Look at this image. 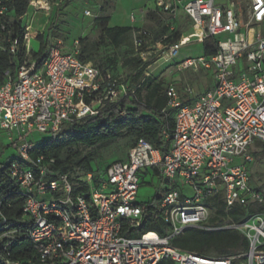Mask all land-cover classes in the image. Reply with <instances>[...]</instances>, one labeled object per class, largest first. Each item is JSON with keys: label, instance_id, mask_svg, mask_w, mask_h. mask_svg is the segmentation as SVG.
<instances>
[{"label": "built area", "instance_id": "2783aa9c", "mask_svg": "<svg viewBox=\"0 0 264 264\" xmlns=\"http://www.w3.org/2000/svg\"><path fill=\"white\" fill-rule=\"evenodd\" d=\"M144 1L173 18L182 10L197 41L215 40L213 55L178 63L180 71L207 72L212 86L198 98L186 89L185 101L169 85L162 113L171 110L174 124L162 129V149L138 139L126 158L112 162L103 176H82L79 181L88 191L74 195L67 175L52 177L54 160L34 155L32 134L53 136L65 125L105 120L111 112L127 116L137 88L122 75L103 73L83 61L78 43L65 51L50 36L41 56H35L39 51L32 40L43 30L27 26L22 43L6 34L10 0H0V52L13 64L0 83V131L9 141L5 145L0 136V191L9 183L0 197V264H159L165 259L175 264H264V211L240 223L226 219L219 227L210 226L218 202L227 211L236 204L264 207V193L252 185L248 169L254 162L252 149L264 145V0ZM29 9L49 17L52 4L31 0ZM132 36L133 49L144 57L150 34L135 30ZM182 45H167L166 59L175 60ZM7 149L16 157L3 160ZM150 173L168 187L159 200L138 203ZM10 195L20 198V219L2 211ZM147 220L159 221L160 230L144 231ZM195 228L236 230L247 239L248 250L211 258L172 245ZM25 249L27 257H22Z\"/></svg>", "mask_w": 264, "mask_h": 264}, {"label": "rangeland", "instance_id": "374dc122", "mask_svg": "<svg viewBox=\"0 0 264 264\" xmlns=\"http://www.w3.org/2000/svg\"><path fill=\"white\" fill-rule=\"evenodd\" d=\"M52 4L49 17L43 12L31 10L23 18L25 26L49 28L51 37L62 42L64 50L69 51L78 43L80 51L85 54L88 61L93 64L107 63L113 66L116 74L129 80L140 69L144 68L143 87L140 92L142 102L147 103L155 86L160 85L164 90L169 85H175L185 101H189L186 89L194 90V96L198 98L203 89H207L212 78L205 71L195 72L192 69L180 71L178 63L183 58H196L203 52V42L193 37L191 22L180 16L178 19H170L152 10V2L144 0H47ZM57 4V5H55ZM86 10L91 16L86 15ZM135 17V23L132 17ZM116 22L118 25H115ZM131 27L150 32L144 47V57H140L133 49V36L129 43L120 48L113 47L103 35V27ZM164 32L166 35H164ZM170 41L166 42V37ZM172 42H181L184 46L175 60L168 61L165 57L166 46ZM32 48L37 51L38 40H32ZM131 58L137 61L129 63ZM145 64H147L146 67ZM1 140L5 145L9 144L6 135L0 131ZM51 138L47 134L34 133L31 139L37 143ZM135 137H128L118 141L102 150H85L83 153L93 152L96 160L93 168L102 172L112 162L124 160ZM0 148V153H1ZM254 162L249 166L252 185L264 193V146L259 145L252 149ZM16 157L12 149H7L4 159ZM168 185L152 173L145 177L140 187L137 201L147 203L160 196ZM243 261V260H242Z\"/></svg>", "mask_w": 264, "mask_h": 264}, {"label": "trees", "instance_id": "16d2710c", "mask_svg": "<svg viewBox=\"0 0 264 264\" xmlns=\"http://www.w3.org/2000/svg\"><path fill=\"white\" fill-rule=\"evenodd\" d=\"M31 0H10V23L7 25L6 34L12 33L13 37L23 41L26 26L23 18L29 11ZM135 30L143 31L138 28L131 27H103V35L109 40L110 44L115 48H120L129 43L130 37ZM150 34V32H148ZM164 35L165 32H164ZM51 36L49 28L39 34L37 40L39 42L38 53L35 56H41L44 51L48 39ZM167 37L166 42L170 41ZM175 43V42H172ZM215 40L208 39L203 41V51L205 55H213L216 51ZM23 48H21L20 56H22ZM81 59L89 62L85 54L81 52ZM138 58H131L129 63L137 61ZM96 65V64H94ZM103 73L111 72L114 76H119L114 71L113 66L109 64H98ZM145 64L144 67H146ZM13 68L11 58L0 52V83L6 81L5 72ZM144 68L140 69L132 78L125 81L130 87H136V100L134 107L130 109L131 113L127 116H120L117 112H111L106 115L105 120L101 117L86 119L78 124L65 125L59 132L49 139L41 140L37 143L34 155H45L49 160H54L51 166L52 177L57 175H67L73 183V193H85L88 186L79 181L82 176L93 174L95 179L103 176L106 167L102 172L93 168L96 155L93 152L84 154L85 150H102L110 145L124 140L128 137H135L131 147L140 138L145 139L156 149H162L164 139L162 129L164 127H173L174 118L171 110L165 111L167 105L166 90L162 86L157 85L153 88L150 97L145 104L140 98V92L143 87ZM119 107L124 108L122 103ZM264 146V145H263ZM130 147V148H131ZM129 148V149H130ZM146 175V174H145ZM144 180V177H141ZM0 182L2 180L0 179ZM9 189V183L4 182V186L0 191V197L6 195ZM160 196L153 200H159ZM8 204L11 207H8ZM21 203L20 198L16 195H10L5 198L2 211L10 219H20ZM258 211H264V207H245L243 204H236L231 210L227 211L225 206L218 202L216 212L210 220V226L219 227L226 219L240 223L247 215ZM161 223L156 220H147L143 230H160ZM172 245L182 250L195 252L199 255L211 258H223L230 255H239L248 250L247 239L236 230L226 231H208L205 229H191L183 236L172 240ZM23 246H29L27 242ZM15 257L20 258V240L19 245L14 249ZM27 249L22 253V257H27ZM159 264H175L171 260H162Z\"/></svg>", "mask_w": 264, "mask_h": 264}, {"label": "crops", "instance_id": "0c3cea01", "mask_svg": "<svg viewBox=\"0 0 264 264\" xmlns=\"http://www.w3.org/2000/svg\"><path fill=\"white\" fill-rule=\"evenodd\" d=\"M152 10L153 11H155V12H157V13H159V14H161V15H164V16H167V17H169L170 19H172V20H174V19H178L180 16H183L184 18H187V16L184 14V12L182 11V10H178V12H177V17L176 18H173L172 16H170L168 13H165V12H163L162 11V9H159V8H157V6L155 5V4H153L152 3ZM31 11V9H29V11L28 12H30ZM27 17V16H26ZM188 19V18H187ZM189 20V19H188ZM190 21V20H189ZM118 23H120V22H116V24L115 25H118ZM133 23H135V22H133ZM47 25V22L46 23H44L43 24V28L45 27ZM122 27V26H121ZM43 28H42V30H43ZM193 28V27H192ZM33 29L34 30H40L39 28H34L33 27ZM193 37H194V30H193ZM200 42H203V41H200ZM184 45H182V47H183ZM181 47V48H182ZM181 50V49H180ZM202 54L201 55H205L204 54V51L202 50ZM179 55V54H178ZM201 55H199V56H201ZM198 57V56H197ZM192 58V57H191ZM176 59V58H175ZM184 60L185 59H187V58H183ZM207 73V72H206ZM208 74V73H207ZM211 86H212V82H211V84L209 85V87L207 88V89H203V92L201 93V94H204V93H206L210 88H211ZM259 145H261L260 143H258L257 144V146H259ZM256 146V147H257Z\"/></svg>", "mask_w": 264, "mask_h": 264}]
</instances>
